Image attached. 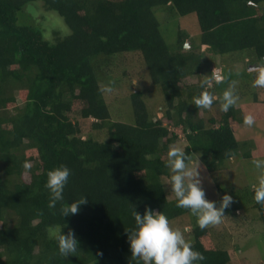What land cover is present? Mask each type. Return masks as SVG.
<instances>
[{"label": "trees", "instance_id": "obj_1", "mask_svg": "<svg viewBox=\"0 0 264 264\" xmlns=\"http://www.w3.org/2000/svg\"><path fill=\"white\" fill-rule=\"evenodd\" d=\"M34 1L0 0V264H137L126 229L135 225L133 210L143 213L148 206L166 213L174 227L183 223L185 238L205 257L199 264H235L237 242L219 245L213 226L200 228L190 209L177 207L165 161L169 146L180 140L178 130L202 170L226 169L236 157L251 163L264 157V136L241 143L236 133L264 121V98L256 90L251 101L224 112L225 89L231 86L239 99L247 94L231 85L229 71L217 82L211 68L216 57L228 66L244 51L264 59V0H40L70 30L51 38L42 26L20 22ZM189 15L198 32L185 21ZM175 24L171 46L166 36ZM202 50L215 58H204ZM118 54L142 59L153 98L164 99L160 111L150 109V88L138 90L127 72L123 81L114 76L109 59ZM256 75L247 85L254 90L261 88L254 85ZM203 81H209L204 89ZM205 89L219 97L210 116L204 115L210 108L192 102ZM249 112L252 125L243 122ZM25 160L31 168L23 167ZM60 164L71 169L64 202L87 196L66 217L63 202L49 207L45 187L47 172ZM254 191L244 195L264 228V206ZM232 207L224 216L235 222L241 204ZM64 224L79 240L69 256L50 236Z\"/></svg>", "mask_w": 264, "mask_h": 264}, {"label": "clouds", "instance_id": "obj_2", "mask_svg": "<svg viewBox=\"0 0 264 264\" xmlns=\"http://www.w3.org/2000/svg\"><path fill=\"white\" fill-rule=\"evenodd\" d=\"M245 52V51H244ZM246 60V69L249 67L257 73L254 80L255 86H264V59ZM243 60V61H245ZM251 61L255 66H250ZM218 67H214L212 74L217 82L225 79L221 74V60L218 61ZM247 65H249L247 67ZM227 67V66H224ZM234 75L235 72H229ZM246 75L253 72H245ZM249 81L243 80L247 86ZM209 81H203L202 89ZM237 82L231 85L238 88ZM214 97L209 91L202 90L199 95L193 97L192 102L199 108H210L213 104ZM237 95L234 94L233 88L230 86L223 92L221 108L227 112L230 107L237 102ZM243 122L252 125L255 122V116L249 112L244 115ZM166 166L171 172L170 185L172 191L177 198V207L190 209L192 214L197 217V223L200 228H206L208 225L219 224L228 208L233 201V196L225 192L219 203L208 198L206 189L203 186L202 173L199 167L191 166V157L187 154L184 147L170 145L167 152ZM253 165L262 174L258 175L257 183H253L254 199L257 203L264 206V159H254ZM31 162L25 160L24 168H31ZM71 169L66 164H60L47 172V180L45 187L49 190V207H54L58 201L61 204V214L66 217L79 211L81 204L87 202V196L71 202H64V188L69 181ZM132 215L135 218V225L126 229L127 239L130 244L132 258L137 259V264H199L205 259L203 253L192 247V242L187 240L183 231L179 227H174L163 211L146 207L143 213L133 210ZM63 227L56 229L50 233V236L58 242L60 254L69 256L74 254L79 247V240L72 228L65 232Z\"/></svg>", "mask_w": 264, "mask_h": 264}, {"label": "rangeland", "instance_id": "obj_3", "mask_svg": "<svg viewBox=\"0 0 264 264\" xmlns=\"http://www.w3.org/2000/svg\"><path fill=\"white\" fill-rule=\"evenodd\" d=\"M186 18H188V20L185 21L187 23H190L191 30L198 32V23H196L195 17L193 15H189ZM20 22L32 23L36 25L38 24L42 26L44 33L49 38L53 37V33L57 30L61 33L70 32V30L66 28L67 26L63 17L56 11L46 10L40 0L31 2L25 6L21 13ZM64 24L66 27L64 26ZM177 27V24H175L174 28L168 31L169 35L166 36L167 41L169 43H172L170 44L171 46H173L174 42L177 40V33H175ZM196 32H192L191 35H196L197 37L198 33ZM202 56L204 58L212 60L216 55H210L206 53V51L202 50ZM138 57H135L132 54H118L114 57H111L109 59V62L110 65L114 68V76H120L121 78L123 77V81L124 76L122 74L123 72H127L129 73V77L137 85L138 90L150 88V97L148 99L150 109L153 113L160 111L161 107L165 104V102L163 101L164 99L162 97H159V95L157 94H155L156 98H153L154 92L149 78H146V68H144L142 59H139ZM247 57H249L248 59H254V57L250 55L249 52L245 51L241 54H237L236 57H232V60H230V63L227 67H220L222 72H235L236 74L234 79L237 82L236 84L238 86V93L247 94L242 99H239V97L237 96L238 99L235 104L237 107H239L242 102L251 101L253 99V92L256 90H258L257 94L260 97L264 98V86H261V88H256L254 90V87L249 88L243 83V80L250 81L253 77V74L246 75L245 72H254L250 67L246 69L245 59ZM219 60V57H216L215 64L211 68H214L216 66L218 67ZM248 66L249 65H247V67ZM250 66H255L252 61ZM122 81H119L121 85L123 83ZM161 95L162 94H160V96ZM214 97L219 98L217 94H214ZM20 101L21 100L19 99V102ZM216 108L217 106L212 104L209 111L205 110L204 115L210 116L211 114H214L217 111ZM236 131L238 140L241 143L250 142L251 139L264 136V121H261L257 128L254 126H250L242 127L239 129L238 127ZM178 132L180 135V140L175 145L178 146L177 144H180L181 146H184L186 140L183 132L181 130H178ZM261 159H264V157ZM249 160L250 159L236 157L234 159H231L230 163L228 162L229 166L227 164L226 169H219L218 171L211 172L208 169L202 170L203 163L199 159V155L196 154L195 156L191 157V166L200 168L202 179L204 181L203 186L206 189V195L208 196V198L214 199L219 203L223 194L225 192H228L233 196V201L228 207L229 209H231V206H233L232 208H234L235 206H237V204H241V208L236 212L235 222H230V217L223 216L219 224L208 225L210 227L213 226L214 228L212 230L214 232L215 241L219 245L225 247H230L232 243L235 244L237 242L236 245H239L240 248L237 251L238 258L236 257V260L234 261L235 264H264L263 224L260 220L258 210L253 206V200L248 195H246L247 197H245L244 195L245 190L253 188V183L258 182L257 177L262 173L257 170L253 163H251ZM166 185L169 189L171 188L170 180H166ZM186 219H188L185 221L187 227L186 229L190 231L192 230L190 222L194 219V217L189 216ZM195 221H197V219ZM180 226H183L179 227L183 231V228H185L183 223H181ZM229 236H231V238Z\"/></svg>", "mask_w": 264, "mask_h": 264}]
</instances>
